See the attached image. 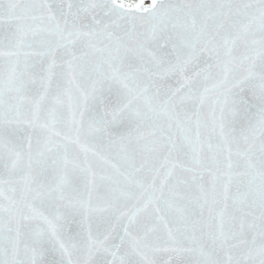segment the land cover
<instances>
[{"label": "snow or ice", "instance_id": "snow-or-ice-1", "mask_svg": "<svg viewBox=\"0 0 264 264\" xmlns=\"http://www.w3.org/2000/svg\"><path fill=\"white\" fill-rule=\"evenodd\" d=\"M0 264H264V0H0Z\"/></svg>", "mask_w": 264, "mask_h": 264}]
</instances>
